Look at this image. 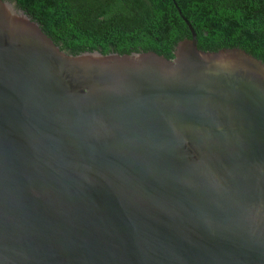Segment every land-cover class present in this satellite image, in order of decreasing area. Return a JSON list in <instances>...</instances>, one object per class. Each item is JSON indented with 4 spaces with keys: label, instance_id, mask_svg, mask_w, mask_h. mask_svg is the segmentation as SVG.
Instances as JSON below:
<instances>
[{
    "label": "water",
    "instance_id": "obj_1",
    "mask_svg": "<svg viewBox=\"0 0 264 264\" xmlns=\"http://www.w3.org/2000/svg\"><path fill=\"white\" fill-rule=\"evenodd\" d=\"M11 1L0 264H264V62L183 16L171 59L74 55Z\"/></svg>",
    "mask_w": 264,
    "mask_h": 264
},
{
    "label": "trees",
    "instance_id": "obj_2",
    "mask_svg": "<svg viewBox=\"0 0 264 264\" xmlns=\"http://www.w3.org/2000/svg\"><path fill=\"white\" fill-rule=\"evenodd\" d=\"M14 1L74 55L151 50L171 59L176 44L191 38L185 17L199 49L239 47L264 62V0Z\"/></svg>",
    "mask_w": 264,
    "mask_h": 264
},
{
    "label": "rangeland",
    "instance_id": "obj_3",
    "mask_svg": "<svg viewBox=\"0 0 264 264\" xmlns=\"http://www.w3.org/2000/svg\"><path fill=\"white\" fill-rule=\"evenodd\" d=\"M9 1H10V0H9ZM10 2H11V4L13 3L12 1H10ZM15 8H17V7H16V5H15ZM17 13L19 14V12H18V11H17Z\"/></svg>",
    "mask_w": 264,
    "mask_h": 264
},
{
    "label": "flooded vegetation",
    "instance_id": "obj_4",
    "mask_svg": "<svg viewBox=\"0 0 264 264\" xmlns=\"http://www.w3.org/2000/svg\"><path fill=\"white\" fill-rule=\"evenodd\" d=\"M17 7V6H16Z\"/></svg>",
    "mask_w": 264,
    "mask_h": 264
}]
</instances>
